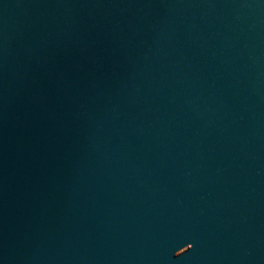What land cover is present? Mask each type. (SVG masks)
Masks as SVG:
<instances>
[{
	"label": "water",
	"instance_id": "95a60500",
	"mask_svg": "<svg viewBox=\"0 0 264 264\" xmlns=\"http://www.w3.org/2000/svg\"><path fill=\"white\" fill-rule=\"evenodd\" d=\"M0 264H264V0H0Z\"/></svg>",
	"mask_w": 264,
	"mask_h": 264
}]
</instances>
